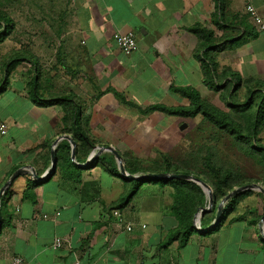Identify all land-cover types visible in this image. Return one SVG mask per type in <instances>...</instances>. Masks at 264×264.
<instances>
[{"label": "crops", "instance_id": "crops-1", "mask_svg": "<svg viewBox=\"0 0 264 264\" xmlns=\"http://www.w3.org/2000/svg\"><path fill=\"white\" fill-rule=\"evenodd\" d=\"M249 1L263 10V0ZM214 19L215 0H66L65 52L75 62L66 63V76L57 68V79L56 68L38 48L21 44L0 53V119L8 125L7 134L0 135V189L19 169L41 176L50 172L52 149L56 162H65L57 157L65 141L80 175L73 181L56 165L46 179L24 173L12 181L0 198V264H11L13 254L24 264H264L262 209L231 208L211 229L217 210L205 211L197 225L201 230L194 217V231L182 243L172 204L162 203L164 184L148 183L122 209L125 221L134 223L128 231L107 206L127 196L131 182L115 173L121 171L115 159L107 158L109 166L94 165L99 153L88 164L97 146L114 144L101 142L107 133L98 122L101 113L80 112L83 131L97 140L87 158L81 152L77 159L76 141L72 158V142L63 137H73L64 121L73 112H65L64 97L77 94L75 87L91 99L105 92L100 104L125 94L143 107L188 105L171 87L202 85L199 37L191 28L200 23L210 30ZM117 31L133 32L138 49L122 52L113 40ZM162 95H176L178 103ZM105 112L117 114L111 107ZM56 237L63 240L59 248L53 247Z\"/></svg>", "mask_w": 264, "mask_h": 264}, {"label": "rangeland", "instance_id": "rangeland-1", "mask_svg": "<svg viewBox=\"0 0 264 264\" xmlns=\"http://www.w3.org/2000/svg\"><path fill=\"white\" fill-rule=\"evenodd\" d=\"M218 1L219 4L223 3L224 11H221V7V9L216 7L217 0H215V19L213 24L209 25L216 43L213 57L219 72L217 80L220 82V87L209 85L205 81L208 77H204L202 72V85L196 89L204 99L227 113L235 122V126L250 137L253 133L254 114L259 112L261 105L259 89H264V32L256 29L247 13V6L250 3L258 9L253 1ZM65 3L66 0H0V10L14 22V30L9 39L0 46V53L10 51L21 44L26 45L28 50L38 48L47 55L46 64L56 68L53 73L57 79H61L58 78L57 68H63L66 76L68 74L66 63L75 66V62L69 59L71 55L65 52V43L68 41L65 39ZM258 11L264 18V8ZM77 44L82 46L80 40ZM224 44L226 45L223 46ZM226 79L230 81L225 83ZM75 89L77 94L74 96L80 100L83 111L97 110L101 113L98 122L101 123L103 133L107 132L104 133L105 140L101 142L114 143L106 145L115 147L122 155L124 163L127 161L131 167L137 169L134 175L147 172H187L207 182L213 191V197L215 187L217 190L220 188L219 183L222 184L223 189L228 190V193L249 183L264 186V155L253 149L251 137V142L238 141L229 130L220 128L202 114L196 117H180L163 112L145 113L140 108H145L149 104L143 107V104L135 103L133 97L125 94L115 96V101L108 100L109 103L100 104V95L105 92L91 99L77 87ZM106 91L111 93L110 88ZM165 97L168 98V102L178 103L176 95H165ZM182 97L189 104L188 98ZM179 100L182 102V98ZM110 107L117 114L114 117L104 116L106 109ZM259 121L256 140L264 144V111ZM95 130L101 131L100 128ZM96 149L100 150L98 146ZM100 154L118 162L117 157L110 150L104 149ZM111 154L113 156H109ZM175 180L176 178H173L163 183L162 203L170 201L174 204L177 193H180L181 198L186 201L194 199L196 203L197 200L198 202L203 200V204L193 216L194 218L198 214L195 222L200 226L203 217L201 208L210 206L208 188L195 181H192L196 185L194 188L190 184L182 185ZM245 191L247 194L238 197L234 208L256 207L264 211V193L257 188ZM221 200L218 198L216 201L214 198L212 211L217 210L216 205ZM228 200L225 201V206ZM116 204L107 206L109 214L115 218L118 214H123L124 208L117 207Z\"/></svg>", "mask_w": 264, "mask_h": 264}, {"label": "trees", "instance_id": "trees-1", "mask_svg": "<svg viewBox=\"0 0 264 264\" xmlns=\"http://www.w3.org/2000/svg\"><path fill=\"white\" fill-rule=\"evenodd\" d=\"M221 11H224V5L221 2L219 4V1L217 0V6ZM221 7V8H220ZM14 30V22L12 19L8 17V15L0 10V40H4L7 37H10L11 33ZM191 31L196 33L199 37V42L201 41V44H199L198 50L196 52L197 57L199 60H201L202 63V72L204 77H208L207 83L209 85H213V87H220V82L217 80L219 77V72L217 70V67L214 63V57H213V49L215 46V40L213 38V33L211 30L203 26L202 24L198 23L194 27L191 28ZM254 35H257L254 33ZM224 44L223 46H225ZM236 75V74H235ZM230 80L226 79L225 83H228ZM262 82L261 80H257ZM216 86H215V85ZM35 87V85H34ZM171 90L175 93L180 94L181 96H184L188 98L189 104L188 105H179V106H170L164 103H154L151 104L145 108H140L138 105L137 108L142 109L145 113H150L154 111H161L164 113H167L172 116H180V117H196L199 114H202L204 118L208 119L210 122L214 123L215 125L219 126L220 128L227 129L231 132V134L239 141L244 142H251L253 144V149H255L259 153H263L264 155V144L259 143L256 138L258 136V129L260 125L259 118L263 113V101H264V89H259V99L261 100V105L259 106L258 111L254 114L253 117V133L248 137L245 135L241 129L235 126V122L233 119L230 118V116L227 113H224L222 110H220L215 104L212 102L204 99L199 90H197L194 87H188V86H172ZM65 112H73L72 117H65L64 121L67 123V131L73 132V138L76 142H79V146L76 148V157L80 160V153L83 152L84 157L87 158L89 155L91 148L94 147L95 143L97 142L94 140L90 135H88L86 132L82 129V119L80 117V112L82 111L81 103L77 100V97L74 96V94H65ZM123 100H125L123 98ZM126 101V100H125ZM248 138V140H246ZM65 149V150H63ZM63 150L65 153H61L60 151ZM58 155L57 157L61 160H65V162H57V166L60 167V169L63 170L64 174L68 177H70L73 181H78V178L80 177L79 174H77L76 170L78 167L71 162V146L68 141H65V145L61 143L58 147ZM113 156V154H111ZM94 165L102 164L105 166H109L110 163L107 161V156L100 155L97 156L93 162ZM170 166H172L170 164ZM209 164L207 165V167ZM125 168L126 171L130 174H133L136 172L137 169L130 166L129 162H125ZM210 168V167H209ZM176 173H181L180 171H175ZM115 173L117 175H120L124 181L131 182L132 188L129 191L128 195L119 203L116 204L117 207H125L134 196L137 195V193L141 190V188L145 185V183H166L173 178H156V177H149V178H141V179H134L129 176H125L121 174V171L116 170ZM148 173V172H147ZM187 173V172H184ZM175 181L179 182L180 184H190L192 187H196V185L192 181H188L185 179H176ZM219 190L215 187L214 191V198L217 201V199H222L224 196L228 194V190L222 188V184L219 183ZM188 188V187H186ZM247 194L246 191H242L236 195H234L232 198L228 200L225 206V213L223 215V218L228 214V211L231 208H234V204L238 197ZM181 194L177 193L175 195V201L174 204H172V208L174 209V214L179 222L180 232L178 233L182 234V243H185L189 239V235L192 231H194V221L193 216L195 214V211L198 209V207L203 204V200L195 203L194 199H190L188 201L181 198ZM181 198V199H180ZM203 198V197H202ZM200 203V205H199ZM217 209V205H216ZM215 212V211H214ZM205 223V221L203 220ZM202 222V223H203Z\"/></svg>", "mask_w": 264, "mask_h": 264}, {"label": "water", "instance_id": "water-1", "mask_svg": "<svg viewBox=\"0 0 264 264\" xmlns=\"http://www.w3.org/2000/svg\"><path fill=\"white\" fill-rule=\"evenodd\" d=\"M63 137H65L66 139H69L72 142V147H73V149H72V158H75V148H76L75 140L73 139V137L71 135H64ZM99 148H100V150H98V153H95V154L93 153L90 156V158L88 160V164L92 161L94 155H96V154L98 155L102 150L107 149V150H110L111 152H113V154L117 157L122 175L129 176V177L134 178V179L156 177V178H178V179L193 180V181H195L197 183H200V184L206 186L208 188V190H209V196H210L209 205L210 206L209 207H202L201 208V212L204 213L205 211L211 210V205H212L213 200H214L213 191H212L211 187L209 186V184L207 182H205L204 180H202L201 178H198V177H196V176H194L192 174L176 173V172H173V173L148 172V173H145V174H142V175H133V174H130L129 172L126 171L124 159H123L122 155L120 154V152L115 147H113V146H99ZM51 158H52L51 170H50V172H48L44 176H41V175L37 174L33 169H31V170L19 169V170L15 171L10 176V178L5 182V184L2 186V188L0 189V198H1L2 194H3V192L12 183V181L16 177L21 175V174H24V173L32 174L38 180H43V179L48 178L51 175V173H53L56 170V165H57L56 161H57V159H56V150L55 149L51 150ZM254 188H257L261 192L264 193V186H262V185H260L258 183H249V184H244V185L232 190L226 196H224L222 198L221 202L217 205L216 218H215V221H214L213 225L209 229L214 228L219 223V221L221 219V216H222V214H223V212L225 210V201H227L230 197H232L233 195H235V194H237L239 192H242V191H245V190H248V189H254ZM197 215L198 214L195 215L196 218H197ZM261 223L264 226V214H263V216L261 218ZM195 224H196V222H195ZM1 225H2V217H1V211H0V227H1ZM196 228L198 230H201V229L198 228L197 225H196Z\"/></svg>", "mask_w": 264, "mask_h": 264}, {"label": "built area", "instance_id": "built-area-1", "mask_svg": "<svg viewBox=\"0 0 264 264\" xmlns=\"http://www.w3.org/2000/svg\"><path fill=\"white\" fill-rule=\"evenodd\" d=\"M247 13L250 16L252 22L256 26V29L260 32H264V18L258 11V9L253 5L249 4L247 6ZM113 40L116 43V45L122 50L127 55L132 54L138 49V40L136 35L129 31V32H121L117 31L113 34ZM8 132V125L7 123L0 119V135H6ZM60 212H56V215H59ZM43 217L48 218V214H44ZM117 221L120 224H123L125 228L128 231L133 230L134 228V223L133 222H126L125 218L123 215L118 214L117 216ZM145 226V225H144ZM63 245V240L61 237H56L54 242H53V247L54 248H59ZM23 257L19 255L13 254L11 256V264H24L23 263Z\"/></svg>", "mask_w": 264, "mask_h": 264}]
</instances>
